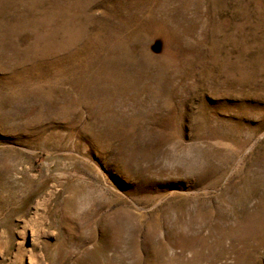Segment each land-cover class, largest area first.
Masks as SVG:
<instances>
[{
	"label": "rangeland",
	"instance_id": "1",
	"mask_svg": "<svg viewBox=\"0 0 264 264\" xmlns=\"http://www.w3.org/2000/svg\"><path fill=\"white\" fill-rule=\"evenodd\" d=\"M0 264H264V0H0Z\"/></svg>",
	"mask_w": 264,
	"mask_h": 264
}]
</instances>
